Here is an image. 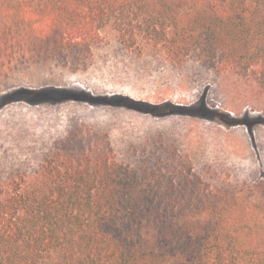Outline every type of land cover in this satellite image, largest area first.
<instances>
[{
  "label": "trees",
  "instance_id": "1",
  "mask_svg": "<svg viewBox=\"0 0 264 264\" xmlns=\"http://www.w3.org/2000/svg\"><path fill=\"white\" fill-rule=\"evenodd\" d=\"M107 28L139 55L264 85V0H0V71L17 61L77 72ZM67 99L95 98L22 87L0 96V111ZM0 264H264V178L214 187L176 148L134 168L107 132L78 126L0 180Z\"/></svg>",
  "mask_w": 264,
  "mask_h": 264
},
{
  "label": "rangeland",
  "instance_id": "2",
  "mask_svg": "<svg viewBox=\"0 0 264 264\" xmlns=\"http://www.w3.org/2000/svg\"><path fill=\"white\" fill-rule=\"evenodd\" d=\"M103 34L92 64L77 72L17 61L0 71V96L22 87H62L95 98L6 105L0 111V180L14 166L39 165L82 125L107 132L117 159L134 168L176 148L214 187L238 189L264 178V85L195 60L179 67L160 55H139L111 28Z\"/></svg>",
  "mask_w": 264,
  "mask_h": 264
}]
</instances>
